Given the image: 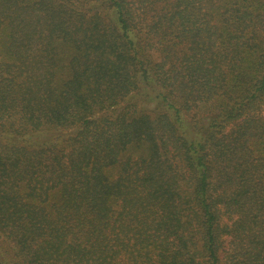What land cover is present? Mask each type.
<instances>
[{
	"label": "trees",
	"instance_id": "obj_1",
	"mask_svg": "<svg viewBox=\"0 0 264 264\" xmlns=\"http://www.w3.org/2000/svg\"><path fill=\"white\" fill-rule=\"evenodd\" d=\"M0 51V264H264V0H0Z\"/></svg>",
	"mask_w": 264,
	"mask_h": 264
},
{
	"label": "rangeland",
	"instance_id": "obj_2",
	"mask_svg": "<svg viewBox=\"0 0 264 264\" xmlns=\"http://www.w3.org/2000/svg\"><path fill=\"white\" fill-rule=\"evenodd\" d=\"M0 56H1V51H0ZM1 58V57H0ZM155 60H158L157 56H155ZM115 172V171H114Z\"/></svg>",
	"mask_w": 264,
	"mask_h": 264
}]
</instances>
